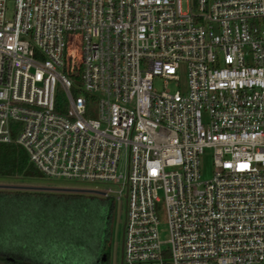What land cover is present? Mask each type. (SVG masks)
Here are the masks:
<instances>
[{
  "label": "built area",
  "instance_id": "built-area-1",
  "mask_svg": "<svg viewBox=\"0 0 264 264\" xmlns=\"http://www.w3.org/2000/svg\"><path fill=\"white\" fill-rule=\"evenodd\" d=\"M11 143L124 200L121 264H264V0H0Z\"/></svg>",
  "mask_w": 264,
  "mask_h": 264
},
{
  "label": "trees",
  "instance_id": "trees-1",
  "mask_svg": "<svg viewBox=\"0 0 264 264\" xmlns=\"http://www.w3.org/2000/svg\"><path fill=\"white\" fill-rule=\"evenodd\" d=\"M57 102L56 110L62 112L65 105L60 94ZM11 176L43 178L22 148L2 144L0 177ZM31 196L80 203L78 221L67 213L50 222L48 215L32 209L12 210ZM112 204V199L85 194L0 191V264H96L103 221Z\"/></svg>",
  "mask_w": 264,
  "mask_h": 264
},
{
  "label": "rangeland",
  "instance_id": "rangeland-1",
  "mask_svg": "<svg viewBox=\"0 0 264 264\" xmlns=\"http://www.w3.org/2000/svg\"><path fill=\"white\" fill-rule=\"evenodd\" d=\"M13 15V3H7L8 18ZM179 77V90L184 91L186 88V68L182 66L178 71ZM156 87H160L161 83L155 82ZM170 90L175 91L176 88L171 84ZM209 150L204 151L200 157V174L203 181L209 180L212 176V156ZM97 186L83 185L76 183L63 182L61 180H47L43 178H28L23 176L0 177V191H22L28 193H62V194H85L102 199V194L98 192ZM17 207L20 209H32L33 213H44L48 215V220L53 221L54 216L69 214V217L78 221L79 210L81 204L78 202H71L62 198L56 200H47L39 198L38 196H31L24 200L18 201ZM2 205V204H1ZM21 210V209H20ZM49 212V213H48ZM52 212V214L50 213ZM124 200L115 201L112 204L111 211V232H110V262L109 264H120L122 256V238H123V225H124ZM159 220V238L162 242L168 239V231L166 227L165 212L161 210L158 212ZM50 227V226H49ZM49 229V228H47ZM52 229V228H51ZM49 232V230H48ZM163 248L168 246L165 244ZM89 253V252H88ZM93 254V253H92Z\"/></svg>",
  "mask_w": 264,
  "mask_h": 264
},
{
  "label": "flooded vegetation",
  "instance_id": "flooded-vegetation-1",
  "mask_svg": "<svg viewBox=\"0 0 264 264\" xmlns=\"http://www.w3.org/2000/svg\"><path fill=\"white\" fill-rule=\"evenodd\" d=\"M111 211L106 213L103 221V228L98 246L96 264H109L110 262Z\"/></svg>",
  "mask_w": 264,
  "mask_h": 264
}]
</instances>
